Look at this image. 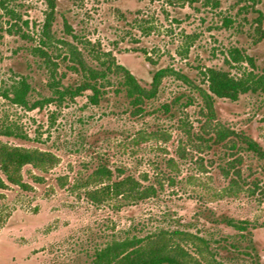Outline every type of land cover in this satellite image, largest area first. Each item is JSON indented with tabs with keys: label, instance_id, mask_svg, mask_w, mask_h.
<instances>
[{
	"label": "rangeland",
	"instance_id": "1",
	"mask_svg": "<svg viewBox=\"0 0 264 264\" xmlns=\"http://www.w3.org/2000/svg\"><path fill=\"white\" fill-rule=\"evenodd\" d=\"M54 1L55 41L109 51L144 86L165 67L201 87L207 68H223L235 77L264 68V35L258 40L257 31L259 19L264 32V0H219L216 9L199 0ZM47 11L45 0H0V133L8 129L17 135L0 136V143L57 158L47 170L22 167L18 179L25 187L10 184L0 171V264H88L95 249L113 239L161 229L188 233L190 240L180 245L202 255L204 264H264V198L245 189L228 191L221 173L227 149L207 150L191 135L199 130L196 103L186 106L183 97L169 112L162 108L180 93L195 96L181 81L165 78L148 114L139 119L113 93L98 105L85 94L31 110L3 95L24 77L30 103L52 96L47 68L33 51ZM14 21L24 36L6 32ZM232 48L249 55L255 68L226 65ZM60 69L64 84L76 79L63 64ZM215 109L219 122L264 150V93L216 100ZM242 155V175L264 182V164L250 153ZM101 163L115 178L130 175L155 194L138 201H90L87 192L103 185L90 180ZM225 219L243 222L245 230L227 227Z\"/></svg>",
	"mask_w": 264,
	"mask_h": 264
},
{
	"label": "trees",
	"instance_id": "2",
	"mask_svg": "<svg viewBox=\"0 0 264 264\" xmlns=\"http://www.w3.org/2000/svg\"><path fill=\"white\" fill-rule=\"evenodd\" d=\"M45 1L48 11L41 26L38 45L33 48V51L39 54L47 68L49 75L47 86L52 92V96L30 103L27 97L31 87L24 77H20L13 81L3 93L12 104L31 110L38 105L51 102L60 104L87 94L88 102L98 105L102 99L113 93L114 96L123 97L128 105L130 116L139 119L148 114V105L158 97L163 80L173 77L190 88L195 96H185L184 93L176 95L169 104L162 106L164 112H169L183 97L186 98V106L196 103L197 114L200 117L199 130L197 133L187 132L191 133L207 150L214 147L227 149V160L224 167L221 168V173L228 179V191L245 189L251 194H258L264 198V182L257 177L251 179L244 177L241 171L244 162L242 152L252 154L264 164V150L244 133L235 132L219 122L215 109L216 100L235 102L245 94L264 93V68L261 72L256 73L248 71L241 77H235L223 68H207L202 73L204 86L201 87L194 84L183 73L165 67L154 71L149 84L144 86L125 67L118 64L109 51L95 50V48L85 45L78 48L64 40L55 41L51 34L55 1ZM182 1L196 2L197 0ZM199 1L204 7L211 9L218 8L220 4L219 0ZM250 1L254 2V0ZM9 13L12 14V11ZM258 14L260 15V13ZM257 23L258 40H260L264 32L258 27L259 19H257ZM11 30L13 33L24 36L17 21L11 23L6 32L11 34ZM65 31L75 38L70 27L66 26ZM53 42L60 44L61 49L58 50ZM52 48L58 51L54 54ZM228 57L230 60L224 61L228 66H230V62L247 63L251 69L255 68L252 58L240 49L232 48L228 51ZM145 58L148 62H152L148 56ZM61 64L66 71L76 76V79L71 83H63L66 73L60 69ZM0 136L12 138L17 135L6 129L1 131ZM56 161L57 158L50 152L0 143V171L13 185L25 187L18 179V173L22 167L29 165L33 169L47 170ZM90 180L91 183L103 184L99 189L87 192L88 199L95 203L112 198L138 201L155 194V190L150 186L141 189L139 182L130 175L115 178L112 170L102 163L93 171ZM224 223L234 230H245L243 222L238 223L231 219H225ZM189 236L188 233L161 229L143 237L113 239L103 247L95 249L88 264H204L202 255H194L180 245V241L190 240ZM200 241L205 248H208L205 241Z\"/></svg>",
	"mask_w": 264,
	"mask_h": 264
}]
</instances>
